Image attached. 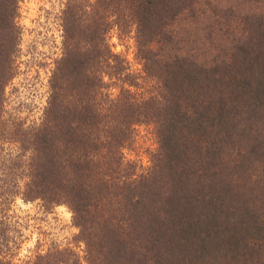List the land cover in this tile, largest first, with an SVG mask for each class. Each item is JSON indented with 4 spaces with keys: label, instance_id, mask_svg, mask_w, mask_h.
I'll return each mask as SVG.
<instances>
[{
    "label": "trees",
    "instance_id": "1",
    "mask_svg": "<svg viewBox=\"0 0 264 264\" xmlns=\"http://www.w3.org/2000/svg\"><path fill=\"white\" fill-rule=\"evenodd\" d=\"M21 3L0 0V168L15 170L12 201L69 207L85 255L15 262L0 242V264H264V0H67L31 125L5 115ZM142 124L148 167L127 156Z\"/></svg>",
    "mask_w": 264,
    "mask_h": 264
},
{
    "label": "rangeland",
    "instance_id": "2",
    "mask_svg": "<svg viewBox=\"0 0 264 264\" xmlns=\"http://www.w3.org/2000/svg\"><path fill=\"white\" fill-rule=\"evenodd\" d=\"M66 1L22 0V54L19 71L6 89V117L18 118L26 125L41 121L48 103L50 77L63 52L62 13ZM111 42L116 51L127 55L134 70L141 69L133 39L120 41L115 34ZM156 146L153 127L142 124L127 156L148 167ZM6 165L0 168V195L5 197L0 207L1 251L15 262L55 246L72 247L84 257L85 244L76 238L79 229L69 207L58 205L48 209L41 200L26 202L20 196L12 201L9 194L14 188L15 170Z\"/></svg>",
    "mask_w": 264,
    "mask_h": 264
}]
</instances>
